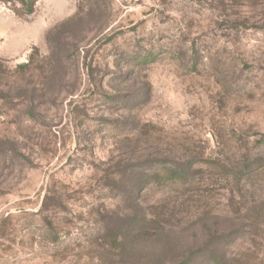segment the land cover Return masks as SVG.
Masks as SVG:
<instances>
[{"label":"rangeland","instance_id":"obj_1","mask_svg":"<svg viewBox=\"0 0 264 264\" xmlns=\"http://www.w3.org/2000/svg\"><path fill=\"white\" fill-rule=\"evenodd\" d=\"M18 9L0 2V264H140L200 243V218L264 264V0ZM157 160L188 182L144 181Z\"/></svg>","mask_w":264,"mask_h":264},{"label":"trees","instance_id":"obj_2","mask_svg":"<svg viewBox=\"0 0 264 264\" xmlns=\"http://www.w3.org/2000/svg\"><path fill=\"white\" fill-rule=\"evenodd\" d=\"M0 2L6 4H19L20 9L15 12L18 16L24 17L33 13L36 0H0ZM32 58L31 55L30 59ZM24 67L27 66H19V68ZM151 165V168L154 167V169L150 170V172H146L143 176V180L146 182L152 179L156 181L157 184H186L188 182L187 180L191 167L187 163H173V166H166L161 160H157V164ZM250 168L251 164H247L245 161L238 172L240 174L246 173L243 171L244 169H248L247 174L249 175L252 172ZM197 223L199 224L203 237L200 243L196 241L194 245L181 247L173 243L175 242L174 240H168L170 237L158 238V244L156 245L158 253L154 248L145 249V256L139 254V256L135 255L132 258H134L136 262L139 261L140 264H163V259L166 256L171 259L170 261L172 264H197L200 260L207 264H232V260L225 252L224 246H228L233 237L238 239L242 230L238 228L231 233H224V231L220 232L215 228L220 225L219 219L205 223V221L200 218ZM243 227H250V225H245ZM161 247L162 250L160 249ZM141 257H145L148 261H143V259H140Z\"/></svg>","mask_w":264,"mask_h":264},{"label":"water","instance_id":"obj_3","mask_svg":"<svg viewBox=\"0 0 264 264\" xmlns=\"http://www.w3.org/2000/svg\"><path fill=\"white\" fill-rule=\"evenodd\" d=\"M10 213V211L5 212L2 216H0V222Z\"/></svg>","mask_w":264,"mask_h":264}]
</instances>
